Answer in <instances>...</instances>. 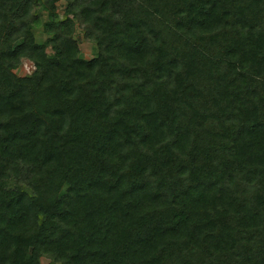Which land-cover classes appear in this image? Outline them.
<instances>
[{"label": "trees", "instance_id": "1", "mask_svg": "<svg viewBox=\"0 0 264 264\" xmlns=\"http://www.w3.org/2000/svg\"><path fill=\"white\" fill-rule=\"evenodd\" d=\"M57 1L0 0V264H264V0Z\"/></svg>", "mask_w": 264, "mask_h": 264}, {"label": "rangeland", "instance_id": "2", "mask_svg": "<svg viewBox=\"0 0 264 264\" xmlns=\"http://www.w3.org/2000/svg\"><path fill=\"white\" fill-rule=\"evenodd\" d=\"M155 4H159L156 2ZM58 10L62 19L65 18V8L67 6L66 0L57 1ZM159 6V5H158ZM36 14L39 15L40 19H32L29 22V27L34 33L38 43H44L49 37V22L51 19V13L48 10H43L41 8L36 9ZM38 18V17H37ZM36 19V20H35ZM75 21V38L80 46V56L86 59H91L95 57L98 53L96 44L88 37L85 24L81 21L79 17L74 18ZM48 52L53 53L52 49L49 48ZM36 70L35 62L29 58H23L21 64L15 69V72L20 76H31ZM64 175L60 171L53 170L48 176V183L46 190L51 194L55 195L60 186L63 183ZM42 264H59L50 256H43L41 258Z\"/></svg>", "mask_w": 264, "mask_h": 264}]
</instances>
